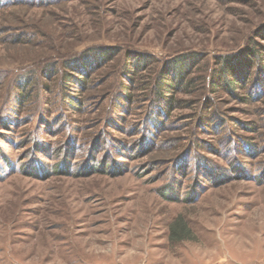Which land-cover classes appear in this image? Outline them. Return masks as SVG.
I'll return each instance as SVG.
<instances>
[{
    "label": "rangeland",
    "instance_id": "1",
    "mask_svg": "<svg viewBox=\"0 0 264 264\" xmlns=\"http://www.w3.org/2000/svg\"><path fill=\"white\" fill-rule=\"evenodd\" d=\"M258 30L264 0H0V264H264V90L242 105L210 80ZM95 48L115 58L63 88ZM186 55L196 83L152 125L156 76ZM34 150L72 174H23ZM180 216L193 239L172 243Z\"/></svg>",
    "mask_w": 264,
    "mask_h": 264
},
{
    "label": "trees",
    "instance_id": "2",
    "mask_svg": "<svg viewBox=\"0 0 264 264\" xmlns=\"http://www.w3.org/2000/svg\"><path fill=\"white\" fill-rule=\"evenodd\" d=\"M253 39L264 41V30L256 31L255 38ZM255 40H251L247 47L238 52L218 58L217 67L210 76L213 93L225 92L234 101L242 105L260 102V92L264 90V46L255 42ZM114 58L115 54L107 52L105 49L95 48L68 60L64 66L65 72H62L61 75L62 87L65 88V86H70L72 83L78 88L79 93H84L88 88L91 72H93L96 66L102 65V62L108 63L113 61ZM198 58L199 56L186 55L175 59L170 63L169 67L167 66L160 71L159 75L156 76L157 78L155 77L156 81L151 91L154 97V100H152V102L154 101L152 103V107L154 108L152 112L153 118H149L151 124L156 121L157 125H164L162 122L163 118H170L174 110L183 107L180 106L181 101L176 97L178 94H187L194 87L196 79L192 75L198 65ZM137 65L135 68L138 71L135 72L136 74L132 73L135 75L134 78L138 77L137 72L141 71L137 68L139 67ZM25 81L27 80L25 79ZM250 85V89L247 90V87ZM21 97L22 101H20L24 105L28 100V95L22 93ZM237 125L242 126V129L252 134H257L260 130L259 125L254 122L246 123L238 121ZM238 144L240 145V142ZM243 144L245 150H248L249 153H255L258 150V146L254 142L245 141L244 139ZM6 162L8 163V161ZM86 163L87 165L84 166V172L82 173L103 171V165L101 164H98L97 168L91 166L95 161L87 160ZM70 165L69 157L67 154H63L50 173L45 168V164L40 157L36 156V151L34 150L30 154L28 163L22 165L19 170L25 175L37 178H48L51 174L69 176L72 174ZM79 171L82 170L80 169ZM75 175H81V172ZM262 175L264 177V172ZM215 179H219V177H215ZM170 229L172 243L193 239L192 230L181 216L174 221ZM174 230H178L177 233Z\"/></svg>",
    "mask_w": 264,
    "mask_h": 264
}]
</instances>
